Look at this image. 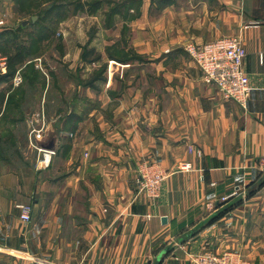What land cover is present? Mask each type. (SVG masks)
Instances as JSON below:
<instances>
[{
	"label": "crops",
	"instance_id": "1",
	"mask_svg": "<svg viewBox=\"0 0 264 264\" xmlns=\"http://www.w3.org/2000/svg\"><path fill=\"white\" fill-rule=\"evenodd\" d=\"M110 22L114 37L104 27L85 43L93 54L119 42L123 21ZM129 27L134 56L102 58L95 104L89 88L72 99L69 156L39 170L1 148L0 264H193L203 250L264 264V0H141ZM221 37L245 49V108L204 84L184 51ZM111 71L138 77L111 84ZM144 160L168 173L155 202L134 200Z\"/></svg>",
	"mask_w": 264,
	"mask_h": 264
},
{
	"label": "rangeland",
	"instance_id": "2",
	"mask_svg": "<svg viewBox=\"0 0 264 264\" xmlns=\"http://www.w3.org/2000/svg\"><path fill=\"white\" fill-rule=\"evenodd\" d=\"M127 1L129 0H0V87H3L0 88V100L3 98L4 117L7 116L0 119V128L5 129L2 134L4 143L0 141V150L2 148L9 159L16 157L18 153V158L28 165L36 161L38 152L29 140V133L33 129L40 130L42 137L33 141L35 147L54 153L48 168L54 158L58 160L69 156V110L75 105L72 99L79 100L88 90L95 104L98 94L91 90V86L102 79V58L105 56L113 61L117 57L125 61L131 55L134 56L128 46V37L132 36L129 24L139 16L141 0H131L132 3L126 9L122 7L119 11L118 4ZM114 15L120 16L123 21L119 42L112 43L103 54H93L85 43L90 42L104 27L107 30L106 37H114L117 31L108 30L112 29L110 20ZM188 45L195 44H186L184 51L196 66L185 50ZM99 46L101 48L102 45ZM109 54L113 58H109ZM94 64L101 66L91 75V65ZM196 68L199 70L197 66ZM111 72V84L115 82L116 75L127 73L126 78L124 75L122 78L130 80V76L135 74L130 71ZM199 72L201 73L200 70ZM88 74L91 76L85 79ZM134 77L138 75L135 74ZM16 79L19 81L16 82ZM87 126L92 127L89 123ZM62 150L64 152L60 153ZM84 156L87 157L88 154L85 153ZM58 162L60 165L61 162ZM14 163H17V159ZM143 164H155L161 168L157 162L144 160L138 163L134 200L144 196L143 193H138L137 182ZM204 252H227L234 257L237 255L243 262L255 264L239 252L203 250L198 255Z\"/></svg>",
	"mask_w": 264,
	"mask_h": 264
},
{
	"label": "built area",
	"instance_id": "3",
	"mask_svg": "<svg viewBox=\"0 0 264 264\" xmlns=\"http://www.w3.org/2000/svg\"><path fill=\"white\" fill-rule=\"evenodd\" d=\"M188 55L194 61L202 73V80L207 85L216 87L220 97L225 101H231L245 108L248 102L250 88L247 73L243 65L245 49L241 40L235 37H221L203 44L188 45L185 48ZM16 82L19 79L15 80ZM30 143L37 150L35 161L37 169L48 168L53 151L35 147L33 141L41 139L40 130L30 131ZM179 170L190 171L188 164L182 165ZM168 174L155 164H143L139 170L138 193H143L149 201L157 200L160 187L167 179ZM19 219L28 224L31 221L32 207L30 205L18 206ZM194 264H251L243 262L241 258L234 257L231 253L204 252L194 257Z\"/></svg>",
	"mask_w": 264,
	"mask_h": 264
},
{
	"label": "trees",
	"instance_id": "4",
	"mask_svg": "<svg viewBox=\"0 0 264 264\" xmlns=\"http://www.w3.org/2000/svg\"><path fill=\"white\" fill-rule=\"evenodd\" d=\"M132 3V1L131 0H129V1H127V2H125V3H120V4H118L119 5V11H121V9H122V7H124L125 9H126V7H127V5L128 4H131ZM115 9H116V6H115V8H114V11H115ZM118 11V10H117ZM109 57L110 58H113V56H111L110 54H109ZM113 59H117V60H119V61H123L124 59H119V58H117V57H114ZM126 59H129V58H126ZM6 104H8V100H7V103ZM3 105V98L0 100V109H1V106ZM4 113H5V110H4ZM4 115L5 114H3V117H4ZM7 117V116H6ZM6 117H4V118H6ZM3 118V119H4ZM4 137H2V135L0 134V141L3 139ZM1 146V145H0Z\"/></svg>",
	"mask_w": 264,
	"mask_h": 264
},
{
	"label": "water",
	"instance_id": "5",
	"mask_svg": "<svg viewBox=\"0 0 264 264\" xmlns=\"http://www.w3.org/2000/svg\"><path fill=\"white\" fill-rule=\"evenodd\" d=\"M32 19L34 20L35 18L33 17ZM24 24H25V22L22 23V25H24ZM162 221H164V220H162Z\"/></svg>",
	"mask_w": 264,
	"mask_h": 264
}]
</instances>
